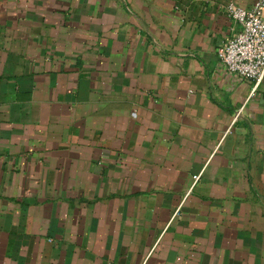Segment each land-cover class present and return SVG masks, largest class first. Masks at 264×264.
<instances>
[{
    "label": "crops",
    "instance_id": "crops-1",
    "mask_svg": "<svg viewBox=\"0 0 264 264\" xmlns=\"http://www.w3.org/2000/svg\"><path fill=\"white\" fill-rule=\"evenodd\" d=\"M257 1L0 0V264H264Z\"/></svg>",
    "mask_w": 264,
    "mask_h": 264
},
{
    "label": "built area",
    "instance_id": "built-area-1",
    "mask_svg": "<svg viewBox=\"0 0 264 264\" xmlns=\"http://www.w3.org/2000/svg\"><path fill=\"white\" fill-rule=\"evenodd\" d=\"M224 10L236 29L218 48V56L230 74L258 85L264 80V0L251 8L229 2Z\"/></svg>",
    "mask_w": 264,
    "mask_h": 264
}]
</instances>
